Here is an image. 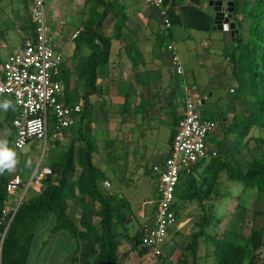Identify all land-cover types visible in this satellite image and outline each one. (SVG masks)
<instances>
[{"label": "crops", "instance_id": "crops-1", "mask_svg": "<svg viewBox=\"0 0 264 264\" xmlns=\"http://www.w3.org/2000/svg\"><path fill=\"white\" fill-rule=\"evenodd\" d=\"M110 1L112 4L108 14L98 29L109 38V51L106 61L97 67L96 85L91 89L86 78L78 76L83 59L91 51L86 45L78 46L76 42L80 40L79 34L88 18L92 2L45 0L46 22L50 42L63 54V61L54 75L63 85L62 101L82 105V114L79 113L75 123L68 128L74 126L78 132V148L75 149L78 152L87 144L91 146L92 162L103 175L100 181L103 193L113 198H124L128 203L123 209L124 223L114 228L118 239L117 264H147L146 252L140 253L143 247L142 229L154 218L157 180L163 160L170 152L171 136L183 113L184 86L192 87L200 100L204 99L203 109L206 105L210 109L216 107L220 123L209 135L207 143L210 148L218 149L222 157H229L236 150L234 137L229 139L233 133L228 131L233 114L243 113L247 103L236 97L238 83L233 75L236 59L229 52L234 49L236 40L227 36L229 31L212 28V12L206 0H166L168 13L173 14L169 29H164L158 11L152 9L146 0ZM243 1L250 0H242L240 3ZM30 7L31 0H0L1 22L7 21L5 33L0 38V49H9L4 60L18 50L26 37L33 34ZM238 9L232 20L244 35L248 29L245 31L244 28L248 25V20L242 16L243 9ZM97 10L101 11V7ZM76 31L78 36L73 37ZM171 41L180 56L183 67L181 75L176 74L170 65L166 45ZM3 61L0 63V70ZM5 104L8 105L7 108L4 107ZM178 105L181 106L178 108ZM16 111L10 98L0 99V116L3 118L0 122V137L11 136L10 140L13 141V128L6 122V117L9 115L12 118ZM220 114L224 115L220 117ZM176 115L178 119H175ZM222 117L227 118L224 124L221 122ZM163 127L166 129L164 134ZM218 127L220 131L217 130ZM253 132L254 129L250 133ZM59 133L61 138L54 146L64 140V130ZM69 135L67 139L74 138L72 133ZM214 137L218 138L220 144L211 142ZM53 147L50 152L54 157ZM53 157L49 156L47 164L42 166L50 168ZM200 170L201 168L194 169L193 174H198ZM105 173L115 176L118 180L117 188L113 186V178ZM9 174L10 177L18 173L14 171ZM142 175L149 176L150 179L141 178ZM133 177L137 178V182H133ZM21 179V187L29 181ZM104 182L109 185L105 186ZM139 182L144 186L152 182L156 196L150 198L147 195L134 209L131 201L126 198L125 190ZM39 187L40 182L30 183L27 189L30 190L29 193L24 188L20 197L23 198L25 193L30 196ZM67 191L66 213L77 228V237H73L64 228L53 231L56 218L53 213H49L36 226L27 264L100 263L97 258L99 204L85 193V173L77 164ZM228 196L224 192L208 202L214 212L219 205L222 206L223 198ZM20 197L16 190L8 196L6 206L14 207ZM232 204L228 203V208L227 204L225 208L222 206L223 212L226 209L225 214L228 215L232 210ZM182 213L183 219L177 218L168 231L169 241L165 240L162 246L160 264L175 261H182L183 264H215L213 246L202 240L194 254L185 249L181 255H170L171 249H180L176 239L188 234L192 227L189 224L190 212L184 210ZM216 215L220 213L216 212ZM185 225L187 227L184 230Z\"/></svg>", "mask_w": 264, "mask_h": 264}, {"label": "trees", "instance_id": "trees-1", "mask_svg": "<svg viewBox=\"0 0 264 264\" xmlns=\"http://www.w3.org/2000/svg\"><path fill=\"white\" fill-rule=\"evenodd\" d=\"M90 1L92 4L88 9V18L84 23L83 30L80 31V40L78 39L76 43L78 46L86 45L91 51L83 59L78 74V76L86 78L87 85L91 89L93 85H96L97 67L106 61L109 51L110 40L98 29L102 26L112 1ZM248 5L251 6L245 13L250 20L247 34L243 36L241 32L238 33L232 52V58L236 59V67L233 71L234 78L238 83L236 97L244 100L247 107L243 113L233 114L228 133L235 134L239 138L240 145L243 144L242 141L246 136H251L250 138L254 141L264 143V137H256L250 133L252 129H257L260 132L264 130V0H252L247 2ZM98 7H101V11L97 10ZM238 7L239 1H236L234 16L239 11ZM168 14L171 20L173 14L172 12ZM1 98L4 99L5 96ZM10 101L12 100L10 99ZM176 118L178 119V115L175 116ZM11 119L7 115L6 122L10 126ZM216 121H219V117ZM75 140L76 138H73L68 146L54 158L50 164L51 173L39 181V190L30 196L24 194L8 225L7 218L2 219L1 214L9 196L5 190L8 178L4 174L6 169L0 172V264H27L36 226L49 213H53L56 218L53 231L64 228L73 237H77V228L66 213L67 186L76 164L85 173V193L99 204L97 208V215L100 218L97 254V258L100 260L99 264H117L118 239L114 234V228L116 225L124 223L123 209L128 203L124 198H113V196L103 193L100 187L103 175L92 162L91 146L87 144L77 152L74 145ZM216 150L217 156L198 161L190 173L180 176L176 185L172 204L176 219L180 217L182 207H185L186 202H196L203 212L200 221L196 222L198 228L190 233L184 250L194 254L202 240L213 246L215 264H256L257 251L264 245V231L253 225L248 234L244 233L248 210L245 197L239 194L228 215L223 213L216 215L211 203L208 202L223 194L219 184L222 176H225L228 181L241 182L242 193H247L248 190L256 191L257 198L263 204L261 213L264 218V150L259 157H253L248 161L246 169L234 166L229 157H222L219 150ZM196 168H201V170L194 175L193 170ZM224 215L225 219L223 220ZM222 222L225 223L221 228L219 224ZM211 228L214 229V233H210ZM146 251L147 249L142 247L140 253ZM169 264L183 263L175 261Z\"/></svg>", "mask_w": 264, "mask_h": 264}, {"label": "built area", "instance_id": "built-area-1", "mask_svg": "<svg viewBox=\"0 0 264 264\" xmlns=\"http://www.w3.org/2000/svg\"><path fill=\"white\" fill-rule=\"evenodd\" d=\"M152 9L158 11L164 29L171 27L168 7L164 0H146ZM29 17L33 24V34L26 37L17 51L3 61L0 76V98L12 100L17 111L11 119L13 146L22 148L32 139L48 138V125L56 132L71 127L76 116L82 111L80 104L62 101L63 85L55 78L63 54L57 50L48 35L45 0H31ZM78 31L73 34L76 37ZM166 50L170 65L178 75L183 74L180 56L174 42H168ZM200 97L192 87L184 86L183 113L176 125L169 154L164 158L157 180V199L153 221L142 229L141 245L147 249V264H160L162 246L168 231L176 223L172 204L176 185L182 174L190 173L194 165L202 159L215 157L218 152L208 146V137L219 121L203 118L198 109ZM51 170L47 166L37 168L26 184L39 181ZM23 184L18 174L11 175L5 190L10 196ZM108 186V182H104ZM22 197L14 207L2 209V219L11 221ZM6 225V227H7Z\"/></svg>", "mask_w": 264, "mask_h": 264}, {"label": "rangeland", "instance_id": "rangeland-1", "mask_svg": "<svg viewBox=\"0 0 264 264\" xmlns=\"http://www.w3.org/2000/svg\"><path fill=\"white\" fill-rule=\"evenodd\" d=\"M252 0H250L249 2H251ZM239 7L240 9H243L244 14H242L243 18L248 20L249 23V19L246 16V12L247 9L250 8L251 5L247 6V2L243 1V3L241 4L239 1ZM246 11V12H245ZM1 15V14H0ZM1 20L3 21V19L0 18V22ZM2 25H0V38L4 35L5 33V28H6V23L1 22ZM245 31L248 28V25L244 26ZM247 31L244 33L243 36H246ZM15 36V35H14ZM227 36L230 37V34L227 33ZM231 39V38H230ZM233 43V42H231ZM8 48H1L0 49V63L6 58L7 56V52H8ZM230 53L233 52V50L231 49L229 51ZM2 74V71L0 70V76ZM178 100V98H176V101ZM179 101V100H178ZM181 105H178V108ZM176 111L178 110L177 108L175 109ZM216 107L215 109H210V107L208 105L205 106L204 109L200 110V114L203 118H214L215 121L217 119V114H216ZM3 120L2 116H0V122ZM51 121L49 122L48 125V138L47 140L44 142V140H36V139H32L30 141H28L26 143V145H24L22 148H15L13 146V141L10 140V137L7 138L5 136L0 137V144H3L4 146H6V148L10 151H12L13 153H15V165L13 168L8 169L6 168V170L4 171V174L6 175L7 178H9V173H12L14 171H16L21 178L24 179H29L31 174L37 169V168H41L42 165L47 164L49 156H51V158L53 157L51 149L54 146V143L60 139V133L56 132L53 130V128L51 127ZM165 127L162 128V133H165ZM217 130L220 131V128L218 127ZM71 133L74 135V138H76L75 140V147L78 148V132L77 130L74 128V126L66 131H64V140H62V143L59 145H55L54 148V157L53 159L58 156V154L61 153V151H63V149H65L68 144L70 143L71 140L67 139L66 137H68V134L71 135ZM54 134V136H53ZM253 134L258 137V136H262L264 137V130L263 132L255 129ZM59 135V136H58ZM69 135V136H70ZM230 140L233 139V142L235 145V152H232V154L229 155V159H231V161H233V165L234 166H241L244 169L247 168V164L248 161H250L253 157H259L262 153V151L264 150V143L260 142V141H254L252 138H250L251 136H246L242 143L240 145L239 143V138L237 136H235V134H232L231 136H229ZM209 139V137H208ZM211 142H215L216 144H220L219 140L217 137H214ZM232 143V142H231ZM232 143V144H233ZM60 151V152H59ZM221 155V154H220ZM113 166L115 165L114 163H112ZM112 167V166H111ZM9 174V175H8ZM106 176L113 178V186L115 188L118 187V180L115 178V176L111 173H105ZM149 175V174H148ZM183 175V174H182ZM150 176V175H149ZM146 177L145 175H142L141 178H147L150 179V177ZM133 182H137V178L133 177L132 178ZM144 180V179H142ZM28 182V181H27ZM26 182V183H27ZM221 191H223V193H228L229 196L223 198L224 202H221L223 208H225V204H227V208H228V203L229 205L231 203H233L230 207V209L233 208L234 204L236 203V198L240 195L245 197V204L248 207V210L246 212V224H245V228H244V233L248 234L251 226H255L257 228H262L264 231V218L263 215L261 213V210L263 209V204L259 201V199L257 198V193L255 190H248L247 193H242V184L241 182H231L228 181L224 178L221 179V182L219 184ZM25 186H20L17 189V192L19 193V197L20 195L23 193ZM28 189V186H27ZM26 192L29 193L30 190H27ZM125 195L126 198L129 199V201H131L132 207H135L139 204V202H141V200L146 197L147 195L150 198H154L156 196V191H155V187L154 184L152 182L147 183L145 186L143 184H141L139 182L138 185H133L129 188H127L125 190ZM227 200V202H226ZM18 202V201H17ZM185 207H182V210H188V213L190 212L191 216L190 220H189V224H192V227H190V231L188 234L185 233V236H181L179 239H176V243L179 245L180 249L179 251L177 249H171L170 251V255L172 254V256L176 257L175 255H177L178 253L183 254V250H184V246L185 243H187L189 241V235L192 231L196 230L198 228V226L196 225V222H199L201 219V215H203L202 209L201 207L196 203V202H186ZM147 206H150V204H148ZM222 206L219 205V207H217V213H226V209L223 212ZM184 208V209H183ZM181 210V212H183ZM183 213L180 214V218L183 219ZM185 219V217H184ZM225 219V215L223 220ZM225 222H222L219 224V227H223ZM187 227V225L183 226V229L185 230ZM214 229L211 228L210 233H214L213 232ZM169 241V237H167V239ZM263 243H264V235H263ZM211 245V244H210ZM175 250H177V252H174ZM258 252V257L256 260V264H264V245L257 251ZM165 254V253H164ZM180 254V255H181ZM163 256V255H162ZM160 260V259H159ZM213 261V260H212ZM168 262V261H167ZM214 262V261H213Z\"/></svg>", "mask_w": 264, "mask_h": 264}, {"label": "water", "instance_id": "water-1", "mask_svg": "<svg viewBox=\"0 0 264 264\" xmlns=\"http://www.w3.org/2000/svg\"><path fill=\"white\" fill-rule=\"evenodd\" d=\"M207 6L212 12L213 29L229 31L232 39L237 40L239 30L236 27V23L232 20L235 10V2L242 0H206ZM204 105V99L200 100L198 109L202 110ZM226 117H222V124L225 123Z\"/></svg>", "mask_w": 264, "mask_h": 264}, {"label": "clouds", "instance_id": "clouds-1", "mask_svg": "<svg viewBox=\"0 0 264 264\" xmlns=\"http://www.w3.org/2000/svg\"><path fill=\"white\" fill-rule=\"evenodd\" d=\"M5 108L8 107L7 104L4 105ZM15 153L8 150L6 146L0 144V172L5 168L11 169L15 165Z\"/></svg>", "mask_w": 264, "mask_h": 264}]
</instances>
